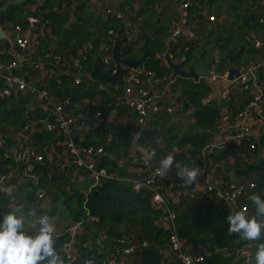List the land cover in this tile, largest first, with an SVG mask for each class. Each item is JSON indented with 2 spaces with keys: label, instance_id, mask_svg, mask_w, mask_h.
I'll list each match as a JSON object with an SVG mask.
<instances>
[{
  "label": "trees",
  "instance_id": "16d2710c",
  "mask_svg": "<svg viewBox=\"0 0 264 264\" xmlns=\"http://www.w3.org/2000/svg\"><path fill=\"white\" fill-rule=\"evenodd\" d=\"M66 1L68 9H71L72 1ZM79 1L83 0H76V2ZM211 3H213V0H211ZM1 6L2 4L0 3ZM13 10L10 12L12 13V22L16 21L20 7H17V11ZM57 10L59 9H56L53 14L42 16L41 19L43 22L49 23L54 34L58 38H61L60 42H58L55 56L65 61L69 59L79 60L81 74L91 76L96 66H98L103 74L112 76L113 68H106L103 64L104 61H101L99 57L100 54L111 55L112 45L116 46L115 44L118 39V49L122 59L136 60L134 58L135 43L130 40L125 23L118 20L113 21L103 30V38L99 39L96 37L95 39L93 38V32L89 31L91 21H94V19L92 15L90 18H87L88 14L84 4L76 11L77 21H81L80 25L76 24L70 30H66L65 28L68 17L62 18L59 16V11ZM140 16L147 24H150L152 20L158 19L157 13L153 10L152 1L148 10L142 11ZM255 19L253 18V20ZM22 22V25H28L29 19L28 21L24 19ZM17 25L21 24H16L15 26L17 27ZM109 32H113L114 36L111 37ZM169 37V34L166 35L165 29H157L155 39L150 44L152 54L155 56L158 54L163 55L166 52V40ZM179 41V48L187 50L186 53L188 55L185 65H193V54L196 53L197 46L192 43L187 44L182 40ZM5 58L9 60L7 57ZM0 59L1 61H5L3 57H0ZM160 61L162 60L157 58L151 59L145 64V67L146 70L156 72L158 78H163L172 72L169 68L163 66ZM53 69H55L54 77L57 79L51 83L45 81V86L58 100L64 101L71 98L74 104H82L86 100L95 103L97 98L100 99L98 105L93 106L90 104L91 106L80 110L89 115L88 126L90 127V131L77 137V141L83 139L84 143L82 145L86 147H107L109 145L110 134L114 132V138L111 140L112 143L108 148V154L114 160L105 159L100 163L101 167L106 168L110 174H118L123 178L131 177L126 169L120 168L119 162H130V152L134 148L135 143H137L136 147L142 149V151L144 150L148 155L152 150H155L156 155L154 158L157 162L170 152H175L174 165L187 166L190 165V161L186 154H179L176 150L191 146L195 153H200L210 143V138L203 131L214 125L217 113L201 104L202 97L209 93V89L204 85L182 80L185 83L184 93L187 101L198 107L199 110L194 115L195 124L191 126L192 137L179 142L180 136L177 134L175 128H168V126L163 125L158 129L154 123L150 128L145 130L137 127L135 119L130 117V112L124 107L119 109V116L124 119L131 118L124 132H119L120 130L116 126L97 125V121L94 119L96 114L101 112L106 115L116 109L115 97L117 98L123 92L124 85H120L119 83L116 88L110 87V94H108L99 90L98 83L87 84L84 81L82 84L76 85V80L73 76H60L57 69ZM68 72L70 73L71 71L68 70ZM29 75L33 79L37 78L38 80L50 79L52 76L48 70L43 74V77L41 73L34 71H30ZM3 87L4 81L0 79V91ZM34 105L35 102L31 95H17L13 96L10 100L0 99V135L6 136L11 129L19 130L25 127L28 120L32 119V114L37 113L36 110L32 113L29 110ZM37 115L38 117L43 116ZM157 118L160 119L162 117ZM40 145H56V141L54 137L43 133L40 136L34 137V146L37 148ZM261 145L264 147V140L261 142ZM237 152L238 149L230 147L229 151L224 152V158L236 156ZM50 168H52L51 173L41 178L39 187L41 190L46 191V193L44 192L46 195L57 199L55 206L60 207L64 211L60 215L61 219L65 220L66 218L67 220L70 219L72 223L82 224V230L77 234L75 240L74 249L77 258L73 264H85L90 260L94 264H106L110 255L115 252V247L119 249L123 248L118 242L122 240L128 241L129 239H133L130 245H137V248L127 264H179L173 258L168 259L170 255L167 249L171 233L166 228L156 226L158 223H161L165 215L163 211L154 208L151 192L144 190L137 193L133 191L130 183L125 182L105 183L100 190L95 191L89 196L85 209L83 191L80 188L73 192L72 188L68 190L69 175L54 167ZM1 172H3V169L0 168ZM235 174L240 179H248L255 175L258 187L251 190L250 193L262 194L264 192V161L260 162L257 166H248L247 168L238 166ZM158 186L162 187L160 193L167 197V191L172 187L171 179H162L159 181ZM21 191L20 198L22 201L20 200V208L26 219L35 221L37 218L28 217V212L30 209L35 208L37 216H40L42 213L40 205L36 200V188L32 185H26ZM244 198H246V195L242 200ZM207 199L209 201L182 198L180 205L176 206L174 210L177 234L187 244L188 249L194 256H201V252L198 250L199 247H204L206 256H203L204 263L202 264H235L232 257L224 258L221 252L242 247L247 241L241 240L239 235H231L228 232L226 221V217L229 215L228 209L222 203L217 202L214 196H209ZM9 212L11 211L8 209L7 202L4 199H0V221ZM87 212L90 214L92 220L87 217ZM19 214L17 213V215ZM29 226L31 224L26 223L25 228ZM70 240L71 237L67 234L57 238L55 247L61 256L62 247ZM106 241L111 242L109 248L104 243ZM261 242H264V238L256 243L259 244ZM102 244H104V248ZM144 244L147 247H144ZM152 251L163 255L164 260L159 261ZM62 258L64 257L62 256Z\"/></svg>",
  "mask_w": 264,
  "mask_h": 264
},
{
  "label": "crops",
  "instance_id": "0c3cea01",
  "mask_svg": "<svg viewBox=\"0 0 264 264\" xmlns=\"http://www.w3.org/2000/svg\"><path fill=\"white\" fill-rule=\"evenodd\" d=\"M71 1V9H68V3L66 0H0V3L2 4L0 7V27L7 31L4 40L0 36V57L5 59V61H2L3 65L0 64V70H3L5 67L11 65L15 60L12 53V45L15 42V25H22V21L24 19L27 21L28 19H36L38 24L33 27H30L29 24L22 26L17 25L24 29V32H26L32 42L31 46L26 51L20 52L19 63L25 68L26 65L31 63L46 64L44 69L36 71L41 73L42 77L47 70L49 71V74L52 75L50 79H40V82L44 85L45 81H47V83H51L57 79L54 77L55 69L53 68L57 69L60 76H62V73L59 72L60 70L58 67H62V65L65 66L66 71L70 70V73L75 74L77 72V69L80 67L79 60L67 59L68 61H65L63 59L60 64L55 62L53 59V57H56L55 52H57L58 42H60L61 38H58L54 34L49 23L43 22L41 17L50 15L51 13L53 14L56 9H59L57 10L59 11V16L62 18H65L66 16L68 17V22L65 25V28L66 30H70L74 25H80L81 23V21H77L76 12L75 22L70 23V18L73 14V7L77 6L76 11H78L84 4L88 14L87 18H90L92 15V18L94 19V21H91L89 31L93 32V38L95 39L96 37L99 39L103 38V30L113 21L118 20L125 23V27L128 30L127 34L130 40L135 43L134 58L136 60L141 59L145 54L144 43L136 39V34H132L133 31L130 18L135 19L136 25L142 28L143 34L146 36H151L154 33L156 34L157 29L163 28L166 30V35L169 34L170 37L166 40V52L163 55H156V58L162 60L161 58H163L170 48H172V54H170L172 62L180 64L185 62L188 54L186 53L187 50L179 48V40H182L187 44H195V46H197V51L193 54V65L184 66L188 68L187 70H189L191 66H195L196 73L206 80L205 82L198 83L199 85H204L209 89V93L202 97L203 99L201 104L217 113L214 125L203 131V133L210 138V143L202 151H200V153H195L191 146H186L180 150L175 149L176 152L179 154H186L190 161L189 167H200L202 170L201 172L205 173V182L208 185H214L221 190H225L230 188L231 185H237L233 181V176H235L238 182L246 181L254 183L257 188V177L255 175L249 177L248 179H240L237 178L235 171L238 166L247 168L248 166H257L260 162L264 161V147L261 145V142L264 140V122L259 117L257 110L250 111L246 122L243 123V120L240 119V115L251 106L254 100L255 91L251 88L249 90L244 89L239 84L234 83V80L240 77L244 68L251 66L260 67L257 78L263 94L262 113L264 114V48L257 49L254 46L255 40L261 41L264 44V25H259L257 23V20L264 16V0H226V2L224 0H213V3H211V0H186L187 2L192 3V7L188 10H182L180 4L174 2L173 0ZM151 1L153 4V10L158 15V19L154 21L152 20L150 24H147L140 16V13L148 10ZM170 3H172V6ZM17 7H20V12L16 16V21L12 22V13L10 12L12 9L17 11ZM61 7L63 10H61ZM228 8L229 11L227 13ZM118 16H121V19L118 18ZM253 18L256 19L253 20ZM176 30L181 31V36L177 39H172V34L175 33ZM109 35L113 37L114 33L109 32ZM171 43H173V47L171 46ZM112 47L111 52L115 46L112 45ZM107 57L113 58V55L111 54L106 56L104 54H100L99 59L104 61ZM160 62H162L163 66L167 68L164 60ZM141 69L146 70V67L144 66ZM232 69H237L239 74V76L235 77L232 81L220 79L212 82L210 79L206 78L212 71L216 72L220 77L228 76L229 78V72ZM146 71H151L155 74L156 90H164L167 86H169V93L166 94L160 105L164 110L168 108L173 109L174 111L173 114H168V117L159 115L150 118L146 129L150 128L154 122L159 120L157 117L170 118L171 123L168 124V128L171 127L176 129L177 134L180 136L179 142L192 137L191 126L195 124L194 115L199 109L187 101L184 93L185 83L182 82L184 79H175L174 81L173 73H170L163 78H158L156 72L152 70ZM35 79L37 80V78ZM190 82L194 83L193 81ZM171 83L172 85H170ZM190 107H192L191 112L188 114ZM29 110L31 113L35 110L37 111V113L32 114V119L28 120V123H33L31 128H34L37 121L41 118L38 117L37 114L42 116V112H40L41 110L37 108L36 103L34 106H31ZM244 125L250 130V139L252 140H250L249 143H245V145H238L232 140V138L237 135L239 131H241ZM23 128H20L19 130L11 129L9 134L6 136L0 135V144L3 142L5 144L4 146H0V168L3 169L0 176L10 172V166L13 165L10 162L11 157L13 154H17L19 152V145L22 140L20 135L24 131ZM119 130V132H124L126 127L119 128ZM142 130H145V128ZM186 134H191V136H187L185 139H182ZM111 143L112 142L110 141L109 145L106 147L107 151ZM224 143L227 144L225 149H216L211 154L208 153L207 150L211 148V146H220ZM32 144L34 146L33 141ZM136 145L137 143L134 145L136 148L135 150H137L140 154H145V156L148 155L144 152V150L142 151V149L136 147ZM48 146L49 145H40L37 149L42 151ZM230 147L238 149V152L236 156L228 157L226 159L224 158V152L229 151ZM170 153L175 156V152ZM51 169L52 168L47 166H39L38 185H35L36 182L32 183L25 181L24 179H20V181H16L18 186H16L15 193L8 195L7 197L0 196V199H4V201L7 202L8 209L12 212L14 211L12 208L13 203H15L16 208L20 206V193H22V188L26 185H32L36 188L37 200L39 191H44L46 193L45 190H41L39 187L41 178L49 175L51 173ZM68 175L70 178L68 181V190L72 188L73 192L80 187H78L74 177L71 174ZM173 186H176L174 181L172 182V187H170L171 189L169 188L170 190H168L167 193V200L168 203L171 204L172 210H175L176 206L180 205L182 198L209 201V199L203 197L202 187L199 186L198 181L190 187H182L183 196L178 199L176 198ZM80 189L82 190V188ZM250 192L251 190L247 191V194H245L246 198L241 200L240 204L248 207L252 216L255 215V206L248 199L251 195ZM196 194H198V196L193 197ZM258 195H260L261 199H264V192ZM37 202L42 211L41 215H48L52 218L56 230L55 234L58 238L66 234L70 228L81 224L72 223L70 219L67 220L65 218V220H63L60 218V215L62 214L59 213L58 210L61 208L55 206L57 202L55 197L47 195L45 200L41 202L37 200ZM217 202L220 201L217 200ZM220 203L228 209V213L230 214L231 209L229 205L224 202ZM28 228L30 229L29 234L33 235L39 228V225L37 224L35 227L31 225L25 228V230L28 231ZM230 234L234 235L232 233ZM131 241H133V239H129L127 242L131 243ZM256 242H253L255 245V252L258 246V243ZM104 243L108 245L107 248L111 246L110 241H106ZM102 245L104 248V244ZM240 248L241 247L223 251L221 252V255L224 256V258H229V254ZM114 250L115 252L110 255V258L119 251V248L115 247ZM198 251L201 252V255L206 256L204 247H199ZM232 258L235 264H242L241 260L235 257ZM168 259H171V257H168Z\"/></svg>",
  "mask_w": 264,
  "mask_h": 264
},
{
  "label": "built area",
  "instance_id": "2783aa9c",
  "mask_svg": "<svg viewBox=\"0 0 264 264\" xmlns=\"http://www.w3.org/2000/svg\"><path fill=\"white\" fill-rule=\"evenodd\" d=\"M173 1L180 4L182 10H188L192 7V3L186 0ZM118 18L121 19V16H118ZM37 24L38 21L36 19L29 20L30 27ZM258 24L264 25V16L259 19ZM14 32L15 42L12 45V53L15 60L11 65L0 70V79L4 81V87L0 91V99H11L14 95L19 94L31 95L34 97L36 106L41 110L40 112H42L43 116L37 121L35 126L33 125L34 128H31L33 124L31 122L27 123L23 128L24 131L20 135L22 140L19 145V152L13 154L11 157L10 162L13 165L10 166V172L0 176V189H10V193L0 191V196L7 197L15 193L16 186H18L16 181H20V179L32 183L36 182L35 185H38L39 166L54 167L61 172L71 174L77 182L78 187L82 188L85 197V209L89 196L95 191L100 190L105 183H130L133 191L137 193L144 190L151 192L154 200V208L164 212V218L161 220V223H158L156 226L166 228L171 233L170 243L167 249L170 257L178 261L179 264L204 263L203 256L192 255L187 244L178 236L175 212L168 203L167 197L160 193L162 187L158 186L159 181L162 179H171L172 182L174 181L176 183V186H173L176 198L178 199L183 196L181 181L176 177V165H173V169L167 174L166 178H161L156 171L159 167V162H157L154 157L148 160V155L145 156V154H140L134 147L130 152V162H119L120 168L126 169L131 177L123 178L118 174H110L106 168L101 167L100 163L105 159L114 160V158L108 154L106 146L86 147L82 145L84 143L83 139L77 141V137L90 130L88 126V121L90 119L88 117L89 115L80 110L91 106L90 104L93 106L98 105L100 99L97 98L95 103L86 100L82 104H74L71 98L65 99L64 101L55 98L40 80L33 79V77L29 75L30 71L36 72L44 69L46 64L31 63L26 65L25 68L19 63L20 52L26 51L31 46L32 42L22 27L17 26ZM6 33L7 31L0 27V36L3 40L6 37ZM180 36L181 31L176 30V32L172 34V39H177ZM254 46L257 49L264 48V44L261 41L255 40ZM53 59L60 64L61 61H63L60 57H53ZM170 59L172 60L171 56ZM0 64L3 65L1 59ZM103 64L106 68H113L112 76L116 74L117 67L113 63L112 58L107 57ZM62 67L64 71H59L62 73V76H73L76 80V85L82 84L85 79H90L91 77L90 75L85 76L81 74L80 68L77 69L75 74H72L66 71L65 66L62 65ZM259 69V66L246 67L241 72L240 77L234 80V83L239 84L244 89L249 90L251 88L255 91L251 106L240 115V119L243 120V123L247 121L251 110H257L259 117L264 122V114L262 113L263 94L257 78ZM206 78L210 79L212 82L220 79L229 81L228 76L220 77L213 71L210 72L209 76ZM123 79L125 80L124 90L117 98L115 97L116 109L106 115L101 112L97 113L94 118L97 121V125H112L119 128L128 127V122L131 118L124 119L119 116V109L122 107L130 112V117L135 119L136 126L141 129H146L149 119L154 116H159L162 112L166 111L167 114H173V109L167 108L164 110L160 105L166 94L169 93V86L164 90H156V76L153 72L146 71L145 69H133L129 70V72L127 71ZM98 84L100 91L110 94L109 88L111 86L101 83ZM170 85H172V83ZM191 108L192 107L188 110V114L191 112ZM43 133L54 137L56 145H49L44 150L39 151L33 146L32 141L34 142L35 136L42 135ZM113 133L114 132L110 134L108 143L114 138ZM250 137V130L244 125L241 131H239L232 140L236 144L241 145L249 143L250 140H252ZM2 145H5L4 142L0 144V146ZM226 146V143L220 146L214 145L207 151L211 154L216 149H225ZM197 181L199 186L202 187L203 197L208 198L209 196H214L218 201L229 205L231 212L244 211L247 216L251 217L249 208L242 206L240 202L248 190L256 189L254 183L247 182L242 185H231L230 188L221 190L214 185L206 184L204 172H201ZM195 196H198V194L193 197ZM46 197L47 195L44 191H39L37 200L41 202L45 200ZM12 208L15 211L17 208H20V206L16 208L15 203H13ZM87 217L92 220L88 212ZM81 227L82 224L72 227L66 232V234L71 237V240L62 247V256L66 259V264H73L76 261L77 257L74 245L76 236L81 231ZM118 243L123 248L119 249L115 255L109 258L106 264H127L137 248V245H130L126 240H122ZM144 247H147V245L144 244ZM254 256L255 245L252 242L251 246H249V242L247 241L244 246L229 254L228 257H235L241 260L242 264H247L249 259H254ZM85 264H94V262L90 260Z\"/></svg>",
  "mask_w": 264,
  "mask_h": 264
},
{
  "label": "clouds",
  "instance_id": "9594fccd",
  "mask_svg": "<svg viewBox=\"0 0 264 264\" xmlns=\"http://www.w3.org/2000/svg\"><path fill=\"white\" fill-rule=\"evenodd\" d=\"M156 152L148 156V160L155 157ZM175 156L167 154L159 161L157 174L161 178H166L173 169ZM175 169L176 177L181 181L184 188L190 187L197 182L201 175L199 166L189 167L177 164ZM10 193V189H0ZM248 199L255 206V215L247 216L244 211L231 212L226 221L228 232L238 234L241 240L249 242L260 241L264 238V199L258 194H251ZM17 213H20L17 215ZM28 217H36L35 221L26 219L21 208L4 215L0 221V264H66V261L57 252L55 244L57 236L52 218L48 215L37 216V211L32 208L28 212ZM31 224L39 228L33 235H29L25 226ZM247 264H264V242L257 246L254 259H249Z\"/></svg>",
  "mask_w": 264,
  "mask_h": 264
},
{
  "label": "water",
  "instance_id": "95a60500",
  "mask_svg": "<svg viewBox=\"0 0 264 264\" xmlns=\"http://www.w3.org/2000/svg\"><path fill=\"white\" fill-rule=\"evenodd\" d=\"M224 1L226 2V0H224ZM170 5L172 6V3H170ZM76 8H77V6L73 7V14L71 15V18H70L71 22L70 23H73L76 20L75 19ZM228 11H229V8L227 10V13H228ZM130 22L132 24V31L134 34H136V39L138 41H141L144 43V51H145L144 56L139 60L122 59V56H121L119 49H118L119 40H117L116 46L112 51V55H113L112 60H113V63L117 67L116 74L114 76L105 75L100 71L99 67L96 66V69L93 72V74L91 75L90 79H85V82L87 84L101 83L103 85H109L111 87H116L117 84L119 83L121 77L123 75H125L128 70L141 69L145 66V64L149 60L156 58V56L154 54H152V52L150 50V44L155 39L156 34L154 33L151 36H146L143 34L142 28H140L136 25L134 18H130ZM93 36H94V34H93ZM171 46L173 47V43H171ZM170 54H172V48H170V50L167 52V54L161 59L166 62L167 68H169L171 70V72L173 73V79L174 80L175 79H184V80L193 81L194 83H197V84L200 82L206 81L198 73H196V67L195 66H191L190 69L187 70L188 68H186L184 66L185 62H182L180 64H176L175 62H172V60L170 59ZM58 68L60 71H64L63 67L59 66ZM237 76H239L237 69L230 70V72H229V80L230 81L234 80V78ZM159 115L168 117V114L166 112H162ZM187 136L190 137L191 134H186L185 136H183L182 139H185ZM233 181L235 182V184H246L247 183L246 181L238 182L236 180L235 176H233ZM152 253L159 261H163V258H164L163 255H159L155 251H152ZM201 256H203V255H201Z\"/></svg>",
  "mask_w": 264,
  "mask_h": 264
},
{
  "label": "rangeland",
  "instance_id": "374dc122",
  "mask_svg": "<svg viewBox=\"0 0 264 264\" xmlns=\"http://www.w3.org/2000/svg\"><path fill=\"white\" fill-rule=\"evenodd\" d=\"M124 76V75H123ZM123 76H122V79L120 80V85L121 84H123L124 85V79H123ZM119 84V83H118ZM171 123V121H170V118H160L159 120H157L156 122H154V125L158 128V129H160V127L161 126H163V125H166V126H168V124H170ZM58 212L59 213H63L64 211L62 210V209H59L58 210ZM29 231H30V229L28 228V234H29ZM29 235H31V234H29Z\"/></svg>",
  "mask_w": 264,
  "mask_h": 264
}]
</instances>
